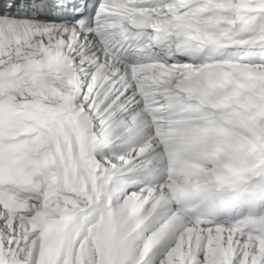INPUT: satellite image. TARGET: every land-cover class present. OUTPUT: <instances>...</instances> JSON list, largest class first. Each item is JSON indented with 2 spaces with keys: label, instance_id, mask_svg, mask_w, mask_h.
<instances>
[{
  "label": "snow or ice",
  "instance_id": "snow-or-ice-1",
  "mask_svg": "<svg viewBox=\"0 0 264 264\" xmlns=\"http://www.w3.org/2000/svg\"><path fill=\"white\" fill-rule=\"evenodd\" d=\"M0 264H264V0H0Z\"/></svg>",
  "mask_w": 264,
  "mask_h": 264
}]
</instances>
